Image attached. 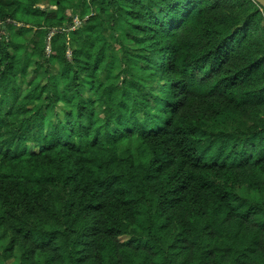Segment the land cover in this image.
<instances>
[{
  "label": "trees",
  "instance_id": "16d2710c",
  "mask_svg": "<svg viewBox=\"0 0 264 264\" xmlns=\"http://www.w3.org/2000/svg\"><path fill=\"white\" fill-rule=\"evenodd\" d=\"M134 2L142 6L138 12L130 4L147 63L138 78L154 103L138 99L129 112L99 99L104 118L95 134L89 122L98 112L83 92L99 67L83 59L91 51H73L70 61L66 37H53L61 74L72 79L64 81L70 97L51 77L45 87L28 83L21 76L35 55L24 45L30 30L13 22H36L0 3V228L19 227L10 245L19 247L20 264H264V201L255 185L264 181V8L256 0H150L156 10ZM66 3L57 0L70 9L68 22L87 7V0ZM63 22L45 23V37ZM201 63L205 77L195 72ZM42 95L49 114L30 108ZM59 103L69 105L64 115ZM115 116L127 117L131 128ZM220 122L232 131L218 130ZM240 135L260 139L257 159L226 152L229 137ZM115 138L136 141V164L130 152L125 163ZM123 234L131 238L119 243ZM5 252L4 261L12 255Z\"/></svg>",
  "mask_w": 264,
  "mask_h": 264
},
{
  "label": "rangeland",
  "instance_id": "374dc122",
  "mask_svg": "<svg viewBox=\"0 0 264 264\" xmlns=\"http://www.w3.org/2000/svg\"><path fill=\"white\" fill-rule=\"evenodd\" d=\"M33 1L35 0H0L1 4L10 7L9 11L17 13L24 20L36 22L35 24L31 22H13V26L17 29L30 30V32L27 33L24 45L30 46L35 52L31 66L27 68L28 71L21 76V79L28 83L39 81V84L45 87L51 77V80L57 85V90L61 91V94L67 93L70 97V93L66 92L68 88H66L64 81L70 82L72 79H65L61 74V61L59 57L60 46H58L59 49H54V45L52 46L54 42L53 37L56 36L57 41L55 42L58 43V41L65 36L67 41L66 57L68 60H72L73 51L84 49L85 46H87L91 51V55L88 53V58L82 56L83 59H88L91 67H94L96 63L99 65L98 69L89 77V84L85 87L83 86L84 91L82 87V91L85 93V96L88 97L86 103L90 107L96 108L95 111L98 112V118L89 122L91 125L90 134L99 132L95 129L100 127L102 124L100 120L104 118L102 114L104 106L100 104L99 99L104 100L108 108L117 109L118 107H123L124 109H128L129 112L137 108L136 102L139 104L138 99H146L148 103H154V94L148 92L149 90L143 87L145 82H143L142 78H138L144 75V69H147V63L142 55L140 42L142 35L136 34V25L133 23L135 21L132 22L133 16L131 14L130 4H132V8H137L138 12L142 10V6L136 5L134 2L135 0H117L118 11L110 5L112 3L111 0H87V7L83 9L82 12L81 10L74 11L71 22H68L67 17V15L70 14V9L60 8L57 4V0H37L36 5L32 7L31 2ZM62 1L66 3L65 0ZM66 1L67 5L73 4L78 6L81 0ZM149 1L150 0H143L146 5L150 4ZM152 7H156L154 8L155 10L157 9V5ZM35 9H38V12H36ZM80 12L86 15V17L82 19L80 17ZM158 14V10L154 14H150L149 20L150 17H157ZM91 16L97 17L93 20V27L83 30V35H77V31L83 29L84 23L89 21L90 19L88 20V18ZM60 18L64 19L63 26L51 28L49 30V36L47 35V37H45V29L47 28L44 24L50 21H57ZM7 21L12 24L11 20L7 19ZM101 21L104 23L102 28H100ZM4 34H6L5 31L0 27V36ZM49 37L50 39H48ZM42 42L44 43V50H39L38 47L41 46ZM31 44L35 45L33 46ZM84 55H87V51H85ZM43 57H45L47 61L45 60L43 65H40V70H37L39 62ZM201 64L195 66V72L198 73V76L205 77L207 75L206 66ZM47 69L50 70V73L46 72ZM44 73L46 75L48 74L47 78L43 75ZM191 74L195 77V73L191 72ZM115 85L121 90L113 91ZM26 87L27 86L24 84L21 90V97L26 95ZM51 87L54 88L53 86ZM97 99L98 103L96 104ZM48 106L49 103L46 95H42L39 101L34 105L31 104L30 108L34 110L46 108L45 110L49 114L50 111ZM57 107L60 115H64L69 109V105L64 106L62 103H59ZM20 109L23 111L22 107H20ZM122 112L124 114L127 113L125 110ZM260 117H262L264 121V111L260 113ZM119 119H122L119 121H122V126L127 129L131 128V124L124 125L127 120L125 116L121 118L115 116L113 122ZM49 123L48 121L47 125ZM245 123L244 121L241 123L240 131L246 129ZM218 126V130L224 129L225 132L232 131V129L226 127L223 122H220ZM49 138V142L53 143L54 139L52 137ZM115 142L117 143V151L122 155L125 163H131V159L127 152L135 156V164L138 162L139 153L134 147L136 144L135 140L128 142L126 139L119 140L115 138ZM222 142L224 143L225 141L222 140ZM259 143L260 139L253 140L247 135L230 136L229 140L225 143V150L232 156L236 153L243 154L244 152L246 159L251 156L255 160L258 158L256 147ZM34 151L35 149L33 146H30L29 152L32 153ZM255 185H258L261 189V195H263L262 201H264V181H255ZM244 193L245 196L251 199L258 196V193L254 190H246ZM23 222L25 221H19L17 225L21 226ZM18 228L19 227H10L7 230L0 228V252L4 253L5 251H9L12 253L11 257L7 260L4 261L0 259L1 264H20L19 247H11L10 245L12 232L16 231ZM137 230L143 233L140 228ZM143 237H146V233H143ZM130 238V235L123 234L118 237V242L125 243L129 241ZM159 259L158 264H166L164 258Z\"/></svg>",
  "mask_w": 264,
  "mask_h": 264
},
{
  "label": "water",
  "instance_id": "95a60500",
  "mask_svg": "<svg viewBox=\"0 0 264 264\" xmlns=\"http://www.w3.org/2000/svg\"><path fill=\"white\" fill-rule=\"evenodd\" d=\"M256 1L259 2L264 8V0H256Z\"/></svg>",
  "mask_w": 264,
  "mask_h": 264
},
{
  "label": "built area",
  "instance_id": "2783aa9c",
  "mask_svg": "<svg viewBox=\"0 0 264 264\" xmlns=\"http://www.w3.org/2000/svg\"><path fill=\"white\" fill-rule=\"evenodd\" d=\"M48 39H50V37Z\"/></svg>",
  "mask_w": 264,
  "mask_h": 264
}]
</instances>
